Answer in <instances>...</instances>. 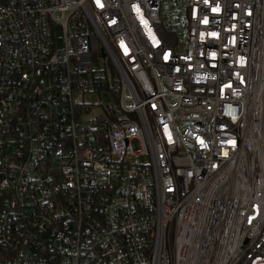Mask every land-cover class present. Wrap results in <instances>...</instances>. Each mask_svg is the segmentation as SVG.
Here are the masks:
<instances>
[{
  "label": "built area",
  "instance_id": "obj_1",
  "mask_svg": "<svg viewBox=\"0 0 264 264\" xmlns=\"http://www.w3.org/2000/svg\"><path fill=\"white\" fill-rule=\"evenodd\" d=\"M161 2L0 0V264H264V0Z\"/></svg>",
  "mask_w": 264,
  "mask_h": 264
},
{
  "label": "trees",
  "instance_id": "obj_2",
  "mask_svg": "<svg viewBox=\"0 0 264 264\" xmlns=\"http://www.w3.org/2000/svg\"><path fill=\"white\" fill-rule=\"evenodd\" d=\"M105 69H100L97 73L95 88L102 92V96L111 97L114 96L117 90V83L119 81L118 74L110 61Z\"/></svg>",
  "mask_w": 264,
  "mask_h": 264
},
{
  "label": "rangeland",
  "instance_id": "obj_3",
  "mask_svg": "<svg viewBox=\"0 0 264 264\" xmlns=\"http://www.w3.org/2000/svg\"><path fill=\"white\" fill-rule=\"evenodd\" d=\"M171 2H172V0H169V1L162 0V2H161V11H162V13H167V7H168V5H170ZM169 13L172 14L171 9L169 10ZM56 33L59 34V31H57ZM56 45L58 47L61 46V41H60L59 36H57ZM100 99L102 101V99H103L102 94H100ZM83 100L87 104L86 108H88V109H86V111H83L81 113V118L83 120H89L91 118H94L96 116V114L98 113V110H99L97 108V105H96V103L99 101L98 97L96 95L86 94L84 96ZM125 106L129 107L130 106V102H126Z\"/></svg>",
  "mask_w": 264,
  "mask_h": 264
}]
</instances>
